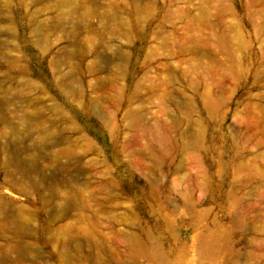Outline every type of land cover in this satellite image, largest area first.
I'll list each match as a JSON object with an SVG mask.
<instances>
[{
  "label": "rangeland",
  "instance_id": "374dc122",
  "mask_svg": "<svg viewBox=\"0 0 264 264\" xmlns=\"http://www.w3.org/2000/svg\"><path fill=\"white\" fill-rule=\"evenodd\" d=\"M0 264H264V0H0Z\"/></svg>",
  "mask_w": 264,
  "mask_h": 264
}]
</instances>
